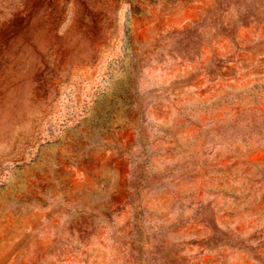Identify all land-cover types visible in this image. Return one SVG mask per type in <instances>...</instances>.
<instances>
[{"label": "rangeland", "instance_id": "rangeland-1", "mask_svg": "<svg viewBox=\"0 0 264 264\" xmlns=\"http://www.w3.org/2000/svg\"><path fill=\"white\" fill-rule=\"evenodd\" d=\"M0 264H264V0H0Z\"/></svg>", "mask_w": 264, "mask_h": 264}, {"label": "bare ground", "instance_id": "bare-ground-1", "mask_svg": "<svg viewBox=\"0 0 264 264\" xmlns=\"http://www.w3.org/2000/svg\"><path fill=\"white\" fill-rule=\"evenodd\" d=\"M11 119V118H10ZM11 130V129H10ZM9 133V132H8ZM6 135V134H5Z\"/></svg>", "mask_w": 264, "mask_h": 264}]
</instances>
